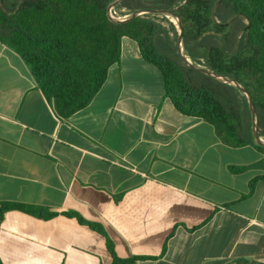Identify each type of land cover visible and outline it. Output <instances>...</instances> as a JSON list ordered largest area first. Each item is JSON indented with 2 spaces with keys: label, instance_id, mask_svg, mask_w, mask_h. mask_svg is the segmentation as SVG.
Segmentation results:
<instances>
[{
  "label": "crops",
  "instance_id": "0c3cea01",
  "mask_svg": "<svg viewBox=\"0 0 264 264\" xmlns=\"http://www.w3.org/2000/svg\"><path fill=\"white\" fill-rule=\"evenodd\" d=\"M263 178L264 150L176 111L131 38L68 118L0 42V202L52 214L6 212L2 264H264Z\"/></svg>",
  "mask_w": 264,
  "mask_h": 264
},
{
  "label": "trees",
  "instance_id": "16d2710c",
  "mask_svg": "<svg viewBox=\"0 0 264 264\" xmlns=\"http://www.w3.org/2000/svg\"><path fill=\"white\" fill-rule=\"evenodd\" d=\"M118 0H0V42L28 67L56 114L68 118L86 108L119 62L121 39L134 40L143 59L159 69L164 93L179 113L204 120L228 147L255 146L248 98L234 87L181 65L175 26L145 16L122 27L109 14ZM188 26L187 57L213 74L240 83L260 100L264 138V0H126L125 14L171 11ZM184 47L187 33L183 31ZM248 167L237 169L243 171ZM264 179V178H263ZM257 179L250 182V193ZM40 218L42 209L0 202L9 211ZM113 256L112 264H128ZM0 264L1 261H0Z\"/></svg>",
  "mask_w": 264,
  "mask_h": 264
},
{
  "label": "water",
  "instance_id": "95a60500",
  "mask_svg": "<svg viewBox=\"0 0 264 264\" xmlns=\"http://www.w3.org/2000/svg\"><path fill=\"white\" fill-rule=\"evenodd\" d=\"M125 3L126 0H118L116 2V4H114L112 6L113 7H117V16H118V20L119 22L125 24V25H132V24H136L138 23L140 20H142L145 16L149 15L152 12V6L145 9V10H141L138 12H143L142 15H140L139 17H137L136 19L134 18H127L124 15L125 12ZM163 5V4H162ZM165 7H169L172 10V13L174 14V16L176 17V19L178 20V22L180 23L182 30L186 31L187 33V48L184 47V43L182 41V39H180V37H178V42H177V53L180 52V50H183V56L179 57L180 63L183 67L185 68H189L192 69L194 71H197L203 75H206L210 78H213L217 81H220L222 83H225L227 85H230L232 87H234L235 89H237L239 92L243 93L249 101L250 104V108H254V114L252 112L251 109V124H252V140L255 146L261 147L264 150V143L261 141V137L259 136L260 133V126H261V121H262V111H261V103L259 98L257 97V95L250 90L249 88L244 87L243 85H241L238 82H235L233 80H230L228 78L222 77L220 75H216L211 73L210 71H208L207 69L198 66L196 64H186V57H187V53H188V47L191 44V35H190V31L188 26H186L184 24V22L180 19V17L176 14V12L174 11V9L171 6H166L163 5ZM138 12H134V14L138 13ZM254 102V105L251 103V100Z\"/></svg>",
  "mask_w": 264,
  "mask_h": 264
},
{
  "label": "rangeland",
  "instance_id": "374dc122",
  "mask_svg": "<svg viewBox=\"0 0 264 264\" xmlns=\"http://www.w3.org/2000/svg\"><path fill=\"white\" fill-rule=\"evenodd\" d=\"M112 11H113V13H110V16H109L110 21H111L112 23H114V24H116V25L122 27L123 23L119 22V20H118V16H117V7H116V6L113 7ZM112 11H111V12H112ZM142 13H143V12H138V13H136L134 19H136L137 17H139L140 15H142ZM124 15L127 16V14H125V13H124ZM148 18H149V19H152V20H155V21H158L159 23H161V24H163V25H165L166 21H169V22H171V23L175 26V29H176V31H177V24H176L175 21H171L170 17H165V16H163V15H161V14H152V15L149 14V15H148ZM182 41H183V43H184V36H183ZM250 100H251V99H250ZM251 103L254 105V102H253L252 100H251ZM251 109H252V112H253V114H254V108H253V106H252ZM262 140H263L262 142L264 143V138H262Z\"/></svg>",
  "mask_w": 264,
  "mask_h": 264
},
{
  "label": "bare ground",
  "instance_id": "6f19581e",
  "mask_svg": "<svg viewBox=\"0 0 264 264\" xmlns=\"http://www.w3.org/2000/svg\"><path fill=\"white\" fill-rule=\"evenodd\" d=\"M113 9V8H112ZM111 9V11H112ZM110 13H113V11ZM152 14H161L165 17H170L171 21H175L176 24H177V33L180 37V39H183V33H182V27L180 25V23L178 22V20L176 19V17L174 16V14L171 12V11H163V10H152V12L150 13V15ZM136 14L132 13V14H129L127 15L126 17L127 18H134ZM110 16V14H109ZM179 57L183 56V50H180V52L178 53ZM186 64H193V62L191 61V59L189 57H186ZM261 141H263L261 139Z\"/></svg>",
  "mask_w": 264,
  "mask_h": 264
}]
</instances>
